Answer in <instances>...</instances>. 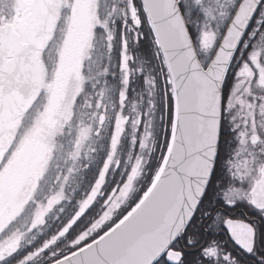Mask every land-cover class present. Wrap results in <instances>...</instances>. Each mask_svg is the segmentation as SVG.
Here are the masks:
<instances>
[{
	"label": "snow or ice",
	"instance_id": "6c2138e0",
	"mask_svg": "<svg viewBox=\"0 0 264 264\" xmlns=\"http://www.w3.org/2000/svg\"><path fill=\"white\" fill-rule=\"evenodd\" d=\"M258 219L264 0H0V264H264Z\"/></svg>",
	"mask_w": 264,
	"mask_h": 264
},
{
	"label": "flooded vegetation",
	"instance_id": "af4514ba",
	"mask_svg": "<svg viewBox=\"0 0 264 264\" xmlns=\"http://www.w3.org/2000/svg\"><path fill=\"white\" fill-rule=\"evenodd\" d=\"M237 216H247V217H254L256 216V213L253 209L249 208L247 205L241 204L239 205L234 212ZM264 225V220L258 219V226Z\"/></svg>",
	"mask_w": 264,
	"mask_h": 264
}]
</instances>
